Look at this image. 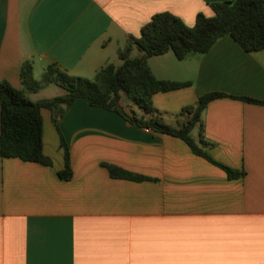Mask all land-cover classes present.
Masks as SVG:
<instances>
[{
    "label": "crops",
    "instance_id": "obj_1",
    "mask_svg": "<svg viewBox=\"0 0 264 264\" xmlns=\"http://www.w3.org/2000/svg\"><path fill=\"white\" fill-rule=\"evenodd\" d=\"M227 1L0 0V81L22 89L24 65L33 80L49 66L89 80L153 16L169 13L191 28ZM171 55L148 59L153 75L190 86L155 94L153 108L177 128L199 97L226 95L207 105L192 137L198 143L201 129L207 154L241 175L229 179L181 140L83 99L59 131L42 110L51 166L0 158V264H264V49L247 53L227 36L205 54ZM59 134L69 181L59 178ZM102 164L146 180L113 179Z\"/></svg>",
    "mask_w": 264,
    "mask_h": 264
},
{
    "label": "trees",
    "instance_id": "obj_2",
    "mask_svg": "<svg viewBox=\"0 0 264 264\" xmlns=\"http://www.w3.org/2000/svg\"><path fill=\"white\" fill-rule=\"evenodd\" d=\"M210 7L214 16L197 15L191 28L169 13L153 16L142 28L139 38L128 37L127 45L118 52L121 64L102 67L92 80L69 76L56 66H49L40 82H35L31 67L24 65L20 72L22 89H15L8 82L0 81V158L51 166L50 159L43 154L41 112H51L52 123L59 131L60 119L76 100L83 99L90 107L113 112L130 125L181 140L195 156L220 168L229 179L240 176L241 173L217 163L207 154L201 129L198 143L192 137V131L201 125V115L207 105L226 95L210 93L199 97L194 106L180 112L179 116L185 118V122L177 128L165 123L152 105L155 94L183 89L190 83L158 80L147 63L148 59L171 52L176 60L183 61L189 55L207 53L220 38L227 36L247 53L264 49V0H230L211 4ZM133 48L141 55L132 58ZM52 84L60 87L64 94L38 102L28 98V94H35ZM123 99L136 106L141 114L127 112L122 105ZM60 147L64 153V169L59 173V178L69 181L72 177L69 151L61 135ZM102 166L113 179L146 180L112 165Z\"/></svg>",
    "mask_w": 264,
    "mask_h": 264
},
{
    "label": "rangeland",
    "instance_id": "obj_3",
    "mask_svg": "<svg viewBox=\"0 0 264 264\" xmlns=\"http://www.w3.org/2000/svg\"><path fill=\"white\" fill-rule=\"evenodd\" d=\"M170 54H172V53L170 52ZM140 55H141V53H140L137 49H135V51H134L132 57H138V56H140ZM111 57H112V58H111V62H112L114 65H116V66L120 65V61L117 59V57H116V55H115L114 53H113V55H112ZM171 58H173V60H176L175 57H173V55H171ZM92 79H93V77H90V78H89V80H92ZM34 80H35L36 82H40L41 77H40L39 72H36V73H35ZM63 94H64V91H63L60 87H58V86L52 84V85H49V86H47V87L41 88V89L37 92V94L30 96V99H31V101H33V102H38V101H40V100H49V99H53V98H55V97L62 96ZM124 100H125V99H124ZM128 111H129V110H128Z\"/></svg>",
    "mask_w": 264,
    "mask_h": 264
}]
</instances>
